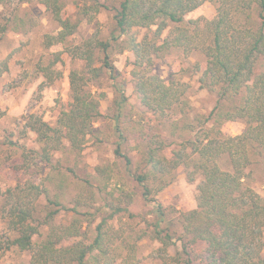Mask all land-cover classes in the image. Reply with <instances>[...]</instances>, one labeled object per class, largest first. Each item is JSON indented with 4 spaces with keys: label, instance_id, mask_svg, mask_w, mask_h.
<instances>
[{
    "label": "trees",
    "instance_id": "16d2710c",
    "mask_svg": "<svg viewBox=\"0 0 264 264\" xmlns=\"http://www.w3.org/2000/svg\"><path fill=\"white\" fill-rule=\"evenodd\" d=\"M32 1L0 0V40L8 30L24 31L32 25L31 19L13 10L7 14L5 8L15 3L19 11V5ZM39 1L59 26L55 35L46 36V46L60 44L82 65L69 71L68 101L60 105L53 125L38 113L24 116L22 137L32 133L37 144L28 152L33 151V157L42 163H50L65 144L76 153L82 149L93 123L105 115L100 104L105 93L93 91L90 83L99 79L103 69L111 80L116 79L109 55L113 45L133 53L130 74L134 91L140 103L160 117L182 112L188 87L179 79L165 80L150 72L153 58L171 47L186 55L197 52L203 57L201 64L195 63L198 83L215 91L216 103L198 120L194 138L182 142L169 158L159 153L167 145L163 140L155 146L148 140L144 156L148 168L134 177L144 199L152 203L154 217L139 238L148 237L157 244L150 254L153 264H264V198L249 184V168L259 163L264 169V69L257 70L264 59V0H121L112 8L114 24L108 37L90 35L75 45H69L67 38L78 24L64 15V0ZM205 1L215 5L212 18L185 19ZM77 7L83 16L95 14L100 7L109 9L98 0ZM170 24L172 29L162 37ZM151 26L155 29L150 36L137 39L132 33L135 27ZM96 51L102 56L96 58ZM54 53V59L42 67L40 87L61 76L52 68L60 61L59 53ZM96 61L101 65L95 66ZM7 69V63L0 60V76ZM227 100L232 103L229 108L225 107ZM236 120L244 122L239 134L222 131L224 123ZM119 149L117 145L115 154L129 164L130 159ZM22 154L30 157L25 151ZM180 165L189 169L190 181L195 175L200 180L195 207L173 219L152 193L160 191ZM156 183L161 184L154 189ZM46 191L35 182L0 187V220L7 232L0 240L2 249L29 253L28 264H142L133 254L134 246L127 254L121 253L120 244L125 245V240L110 223L117 212L127 211L131 194L121 192L117 209L102 217L93 237L83 242L76 217L68 224L56 223L61 211L58 200L48 196L47 204L39 205L40 196L48 195ZM43 227L46 231L40 237Z\"/></svg>",
    "mask_w": 264,
    "mask_h": 264
},
{
    "label": "rangeland",
    "instance_id": "374dc122",
    "mask_svg": "<svg viewBox=\"0 0 264 264\" xmlns=\"http://www.w3.org/2000/svg\"><path fill=\"white\" fill-rule=\"evenodd\" d=\"M98 1L109 9L100 7L95 14L83 16L78 4H91L94 0H64V15L78 24L75 32L67 38L69 45L78 44L90 35L101 39L108 37L114 24L112 8L121 0ZM6 9L7 14L13 10L31 19L32 25L24 31L8 30L0 40V60H4L8 67L0 76V187L4 189L25 182L41 184L48 195L40 196L39 205L47 204L48 196L58 200L61 211L55 219L56 223L68 224L76 217L81 225L79 239L83 242L93 237L95 226L102 217L117 209L115 206L121 192L131 194L132 202L127 211L117 212L110 223L121 231L125 240V245L120 244L123 255L134 246L133 254L140 263L153 264L150 254L157 244L148 237L139 238L143 236V229L150 227L154 217L153 207L144 199L142 187L136 182L134 174L148 168L144 162L148 140H153V145L163 140L167 145L159 153L169 158L182 142L194 138L200 125L198 120L207 116L214 107L215 91L201 87L199 74L194 72L195 63L203 62L202 55L197 52L186 55L181 49L171 47L153 58L150 72L165 80L179 79L188 87L182 112L173 111L169 113L170 117H160L147 110L134 91L130 74L133 53L123 46L113 45L109 55L116 69V79L111 80L103 69L99 79L90 83L93 91L105 93L100 101L105 115L93 123L92 131L86 135L79 152L69 150L65 144L53 154L50 163H42L33 157V151L28 152L30 148H37V144L32 133L22 137L23 118L34 112L53 125L60 105L68 101L69 71L80 68L82 62L72 59L60 44L46 46V36L55 35L59 26L39 0L19 5V11H16L15 3ZM214 14L215 5L205 1L189 12L185 19H210ZM253 15L255 17V13ZM154 29L155 26L150 29L135 27L132 33L141 39L144 34L150 36ZM171 29L170 24L161 36H166ZM54 52L59 53L60 61L52 68L61 76L40 87L44 80L42 67L54 59ZM98 56L102 54L96 51V58ZM258 64L257 70L264 69V59ZM100 65V61L95 62V66ZM231 105V101L227 100L225 107ZM243 128L242 120L221 126L223 132L232 136L239 134ZM117 145L130 159L129 164L115 154ZM24 151L30 157H25L22 154ZM249 169V184L264 198V169L259 163ZM188 172L184 165L176 167L167 178L169 182L160 191L152 193L173 219L196 205L200 176L195 175V180L190 181ZM160 184L156 183L154 189ZM45 231L46 227L41 228L40 237ZM6 233L0 220V240L6 238ZM2 247L0 245V264H28L29 253Z\"/></svg>",
    "mask_w": 264,
    "mask_h": 264
}]
</instances>
